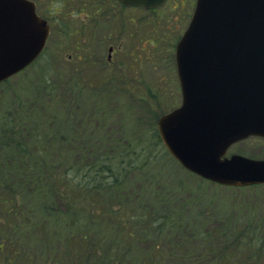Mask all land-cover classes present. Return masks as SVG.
Returning a JSON list of instances; mask_svg holds the SVG:
<instances>
[{
	"label": "trees",
	"instance_id": "trees-1",
	"mask_svg": "<svg viewBox=\"0 0 264 264\" xmlns=\"http://www.w3.org/2000/svg\"><path fill=\"white\" fill-rule=\"evenodd\" d=\"M112 80L110 76L107 84L117 88L119 83ZM79 88L72 83L60 91L44 80L38 93L45 103L28 102L30 113L22 111V104L13 115L1 112L0 215L14 220L9 235L34 227V220L38 226L45 221L61 224L63 233L48 235L64 241L62 254L69 264H264V217L208 215L204 210L188 215L194 199L183 198V185L179 183L175 192L162 187L175 162L154 123L145 139L138 135L143 123L133 114L138 127L115 140L110 132L100 134L82 120L72 132L84 136L82 129L89 135L81 138L84 144L70 164L68 152L58 150L57 144L65 143L59 137L65 124L77 122L88 108L99 110L102 101L117 94L114 88L91 90L92 102L83 108L84 90ZM152 89L133 93V110L136 115L146 111L154 121V104L160 98ZM45 104L52 111L61 106L62 119L51 121L52 133L39 129L32 119Z\"/></svg>",
	"mask_w": 264,
	"mask_h": 264
},
{
	"label": "rangeland",
	"instance_id": "rangeland-1",
	"mask_svg": "<svg viewBox=\"0 0 264 264\" xmlns=\"http://www.w3.org/2000/svg\"><path fill=\"white\" fill-rule=\"evenodd\" d=\"M107 3L102 12L94 13L95 18L83 17L84 14L92 13L91 8L94 6L91 5L84 7L83 13H78L76 8L71 11L70 18H67L68 26L51 28L43 55L25 71L0 85V124L3 116L1 112L13 115L18 105L22 104V111L26 112L29 110L28 102L39 100L45 103L46 98L38 93L44 80L60 91H66L65 86L68 88L69 84H77L79 90H84L81 100L83 108L92 102L91 90L109 92L108 88H114L117 91V94L101 102L103 105L102 108L99 105V110L88 108L80 114L77 122L65 124L63 134L59 136L65 138V143L62 145L57 141V144L60 147L58 150L68 152L70 164L71 160L75 161V150L84 144L81 138L89 135L82 129L80 131L84 136L77 137L72 132L78 129L82 123L80 121L84 120L82 124L88 121L90 127L97 128L100 134L110 132L116 140L119 135L128 136L132 129L135 130L137 124L133 121L138 117L143 123L138 135L144 134L147 139L152 129L150 124L154 123L157 131L158 118L178 107L181 101L174 50L191 18L195 0H167L166 5L155 13L126 9L120 5L111 11L110 0ZM62 8L64 11L66 7ZM77 14L80 16L77 17ZM94 20L96 22L91 24L90 21ZM110 76L111 79L114 77L113 82L119 83L117 88L114 83L107 84ZM147 86L154 88L160 98L154 104V121L149 120L146 111L136 115L133 110L134 94L143 92ZM65 101H70L68 94L65 95ZM44 106L45 112L40 110L32 119L38 123L39 129L52 133L55 125L52 126L51 121L56 119L61 122V106L58 105L55 111L48 104ZM133 114L135 118H132ZM54 137L58 139V136L50 135V138ZM231 154L264 159V140L250 138L242 141L229 149L228 155ZM175 163L169 165L170 174L165 175L162 187L175 192L179 183L183 185V198L194 199L187 209L188 215L204 210L208 215L241 213L239 215H255L256 219L264 217V187L241 190L220 187L201 181ZM0 218V264H69L62 254L63 249H66L64 241H58L51 235L54 232L63 233V225L45 221L44 225L41 222L42 226H38L37 220H34L31 222L35 225L32 229L23 227L28 229L22 230L19 235H9L14 220L5 215H0ZM262 229L264 231V227Z\"/></svg>",
	"mask_w": 264,
	"mask_h": 264
},
{
	"label": "water",
	"instance_id": "water-1",
	"mask_svg": "<svg viewBox=\"0 0 264 264\" xmlns=\"http://www.w3.org/2000/svg\"><path fill=\"white\" fill-rule=\"evenodd\" d=\"M166 0H120L151 10ZM49 35L33 4L0 0V83L42 53ZM181 104L157 121L166 150L186 170L228 187L264 184V160L227 149L264 138V0H196L175 47Z\"/></svg>",
	"mask_w": 264,
	"mask_h": 264
},
{
	"label": "flooded vegetation",
	"instance_id": "flooded-vegetation-1",
	"mask_svg": "<svg viewBox=\"0 0 264 264\" xmlns=\"http://www.w3.org/2000/svg\"><path fill=\"white\" fill-rule=\"evenodd\" d=\"M34 4L37 15L46 21L49 28L53 27H65L68 26L69 22L67 18H70L72 14L71 11H74L76 8L78 13L84 12V7L87 5H91L94 8L92 9V13L90 15L84 14V18H95L94 15L99 13L102 10L104 5H108V0H27ZM119 0H110L111 11L116 9L118 6ZM77 5L76 7L74 5ZM62 6L66 7L64 11H62ZM72 9H71V8ZM106 9V8H104ZM67 10V11H66ZM102 12V11H101ZM95 13V14H94ZM113 13V12H112ZM113 15V14H112ZM77 17L80 14L76 15ZM93 20V19H92ZM94 21H90L92 24ZM98 22V21H97ZM2 246L0 245V250Z\"/></svg>",
	"mask_w": 264,
	"mask_h": 264
}]
</instances>
